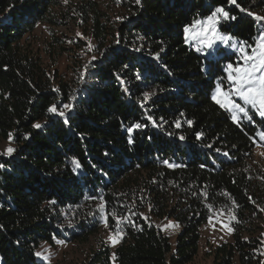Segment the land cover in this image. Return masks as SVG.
<instances>
[{"label": "trees", "instance_id": "1", "mask_svg": "<svg viewBox=\"0 0 264 264\" xmlns=\"http://www.w3.org/2000/svg\"><path fill=\"white\" fill-rule=\"evenodd\" d=\"M217 8L229 14H218L221 35L251 55L264 0H79L68 9L61 0H0V141L15 144L0 156V264H60L40 261L41 243L87 239L101 204L121 240L114 250L101 244L87 264H188L213 209L236 219L212 264H264V241L244 225L264 210V187L248 169L264 147V117L245 106L235 122L213 100L218 86L229 92L238 55L227 45L207 53L185 31ZM71 21L100 45L77 83L23 43L39 25ZM57 48L54 36L45 49ZM73 211L77 230L64 225ZM164 218L181 225L175 246L154 222Z\"/></svg>", "mask_w": 264, "mask_h": 264}, {"label": "rangeland", "instance_id": "2", "mask_svg": "<svg viewBox=\"0 0 264 264\" xmlns=\"http://www.w3.org/2000/svg\"><path fill=\"white\" fill-rule=\"evenodd\" d=\"M64 8H69L70 4L79 3V0H61ZM102 8L110 13V16L115 18L118 17L117 7H114L109 2H104ZM58 12V9H54ZM257 17H264V11L261 13H254ZM208 21V20H207ZM207 21L195 24L193 27L189 28L187 32V39L195 44L199 49L204 50L209 53L215 52L219 46H231L232 50H235L236 55H238L237 63L231 64L233 68L235 67H245L247 62L245 57L249 54L241 51L240 47L232 42L229 43V39L219 32L218 23L215 24L216 32L210 33V29L213 25L208 24ZM201 33H209L205 36ZM57 36L62 42L63 48H57L54 55H50L45 49L51 42L52 38ZM219 36H223L227 42L219 39ZM25 46L41 55L43 61L46 65L50 66L51 70L58 68L60 75L63 74V78L67 82L77 83L84 78L87 67L91 61L96 60L99 56L100 45L92 37L88 27L85 25L81 26L76 21H71L68 25L62 26H49V25H39L35 31L23 40ZM209 43L211 46H209ZM260 41L258 48L260 46ZM257 48V49H258ZM227 74L229 76V70L227 68ZM229 92L223 90L218 86L222 93H231V99L234 103L242 106L253 107L250 104L245 103V101L238 95L235 94L232 82L229 81ZM217 89V88H216ZM214 95H217L216 90ZM218 99L223 100L222 95L217 96ZM261 113L262 109L255 107ZM230 111L229 109L225 108ZM242 113L236 112L237 119ZM261 115V114H260ZM264 117V115H262ZM15 149V144L11 139L0 141V156H8L7 149ZM248 169L250 170V176L253 177L258 184L264 187V147L257 145L253 151L252 157L248 160ZM260 214H246V221L244 225L246 227L253 228L254 235L256 237H261L264 241V210ZM66 217L65 224L70 229H75V214L73 212H65ZM147 214V211L144 212ZM101 223L99 229L89 235L87 239H73L70 235L67 236L65 240H58L55 244L51 245L47 242L41 243L37 253L41 255L38 257L40 261L54 263L58 262L60 264H87L92 253L99 249L101 244H106L115 249L121 240V235L116 236L114 232L110 229L107 222L106 215L104 211L101 213ZM236 219V214L233 209L224 211L223 209H213L210 218L201 226L200 229V240L198 246V254L195 258L188 264H212L215 257V249L217 246L230 243L233 241L234 227L232 221ZM154 222L166 235L170 237L171 243L175 246L177 241V236L181 232V225L172 219H154ZM171 225V226H169ZM231 229V231H229ZM77 230V229H75ZM246 237L248 234H244ZM115 239V243L113 240Z\"/></svg>", "mask_w": 264, "mask_h": 264}, {"label": "snow or ice", "instance_id": "3", "mask_svg": "<svg viewBox=\"0 0 264 264\" xmlns=\"http://www.w3.org/2000/svg\"><path fill=\"white\" fill-rule=\"evenodd\" d=\"M232 3H235V0H231ZM136 3L139 4L140 0H136ZM222 16L224 19L229 18L228 12H226L223 8H217L212 15L208 18L207 23L213 25V27L210 29V33L216 32L215 24L218 23L219 16ZM258 20H264V17H256ZM196 23H200L197 21ZM186 32L188 29L185 30ZM205 36H208L209 33H201ZM221 40H224L226 43L227 40L223 36L218 37ZM260 46L258 49L254 50L251 55H248L245 57V60L247 62V66L245 67H235L230 64L228 65L229 70V76L228 79L233 84V89L236 95L240 96L245 103L252 105L253 107H259L262 109L261 115H264V34L260 37ZM209 46L211 44L209 43ZM217 95L213 96V100L217 104H219L222 108H227L230 111H232V119L235 122H238L236 112L244 113L245 116L247 115L246 110L233 102L231 99V93H222V90L217 87L216 89ZM146 97L149 94H145ZM222 95L223 100L218 99L217 96ZM71 104H65V109H71ZM50 112H57V108L55 106L49 108ZM64 112H59V115L64 116ZM189 123H191L189 121ZM35 128H40V124H35ZM142 125L136 124L135 128L139 129ZM179 127V125H177ZM183 139V137H181ZM15 150L12 148L7 149V154L11 155L12 152ZM73 163L76 164V167H79V163L77 161H73ZM167 163V162H165ZM172 166V165H170ZM105 209V205L101 204L99 206V211L103 212ZM119 224V221H117ZM171 226V225H169ZM231 231V229H229ZM115 239L113 240V243H115ZM36 255L39 257L41 254L36 253Z\"/></svg>", "mask_w": 264, "mask_h": 264}]
</instances>
